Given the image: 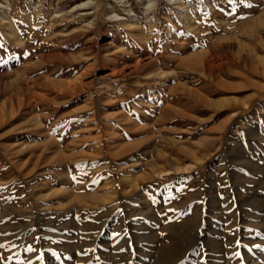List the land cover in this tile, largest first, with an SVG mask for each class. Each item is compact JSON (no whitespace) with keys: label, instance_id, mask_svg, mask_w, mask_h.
Here are the masks:
<instances>
[{"label":"rangeland","instance_id":"rangeland-1","mask_svg":"<svg viewBox=\"0 0 264 264\" xmlns=\"http://www.w3.org/2000/svg\"><path fill=\"white\" fill-rule=\"evenodd\" d=\"M0 245L264 264V0H0Z\"/></svg>","mask_w":264,"mask_h":264},{"label":"snow or ice","instance_id":"snow-or-ice-1","mask_svg":"<svg viewBox=\"0 0 264 264\" xmlns=\"http://www.w3.org/2000/svg\"><path fill=\"white\" fill-rule=\"evenodd\" d=\"M0 247H3V245H0ZM31 250V249H30Z\"/></svg>","mask_w":264,"mask_h":264}]
</instances>
